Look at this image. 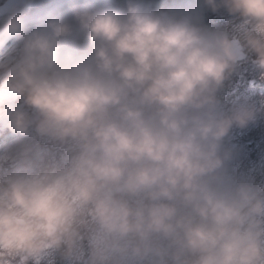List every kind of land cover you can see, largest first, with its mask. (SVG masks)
<instances>
[{"label":"clouds","instance_id":"obj_1","mask_svg":"<svg viewBox=\"0 0 264 264\" xmlns=\"http://www.w3.org/2000/svg\"><path fill=\"white\" fill-rule=\"evenodd\" d=\"M0 264H264V0H0Z\"/></svg>","mask_w":264,"mask_h":264},{"label":"trees","instance_id":"obj_2","mask_svg":"<svg viewBox=\"0 0 264 264\" xmlns=\"http://www.w3.org/2000/svg\"><path fill=\"white\" fill-rule=\"evenodd\" d=\"M157 2L158 3H160V2H168V3H170L171 1L170 0H157Z\"/></svg>","mask_w":264,"mask_h":264},{"label":"rangeland","instance_id":"obj_3","mask_svg":"<svg viewBox=\"0 0 264 264\" xmlns=\"http://www.w3.org/2000/svg\"><path fill=\"white\" fill-rule=\"evenodd\" d=\"M172 2V0H170Z\"/></svg>","mask_w":264,"mask_h":264}]
</instances>
